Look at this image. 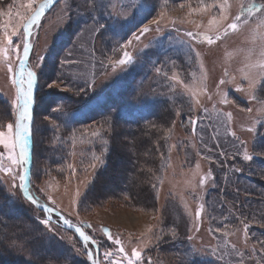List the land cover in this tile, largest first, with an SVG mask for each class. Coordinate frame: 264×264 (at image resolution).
Returning <instances> with one entry per match:
<instances>
[{
  "label": "rangeland",
  "instance_id": "374dc122",
  "mask_svg": "<svg viewBox=\"0 0 264 264\" xmlns=\"http://www.w3.org/2000/svg\"><path fill=\"white\" fill-rule=\"evenodd\" d=\"M27 2L0 0V48L6 45L5 31L11 35L19 28L20 33L13 36L14 45H19V48L9 49L6 59L0 55V100L9 105L13 124L18 115L16 97L19 88V84L13 83V80H20L22 26L26 23L27 15L31 14L26 7H22ZM100 2L102 6L93 8V0H59L31 28V47L26 67L43 75L44 92L39 96L37 107V134L40 135L41 148L33 173L35 185L31 184L29 178L28 190L43 195L44 206L55 210L84 233L87 234L85 228H93V233H97L101 240L100 247L95 244L94 249L88 247L89 243H83L87 255L89 252L92 254V264L93 261L98 264H128L127 258L131 257L133 249L142 253L139 264H148L149 259L151 264H187L195 259L213 264H264L263 250L258 248V241H251V234H245V224L239 223L237 226L236 221L232 226L218 228L214 225L217 220L232 218L226 215V218L219 219L221 201L216 197H207L215 188V175L222 178L223 187L237 188V181L241 180L243 174L229 164L236 156L243 163L250 162L243 159L245 150L256 162L264 164L263 154L252 153L257 130L264 124V116L258 111L260 100L252 99V94L255 95L264 78L258 75L261 72L259 67H249L264 61L260 55L264 48L260 35L264 34V28L257 29L260 13L250 18L248 25L236 32L229 31L227 36L209 45L204 39L205 35L213 38L216 35L215 26H210L209 21L220 15L218 7L213 6L214 0H203L207 7H201V0ZM243 2L246 5L254 4L253 0ZM18 12L25 15L24 20L20 19ZM161 12L164 13L163 18ZM238 14V0H229L225 12L228 20L221 21V24L226 26ZM92 17L107 27L93 32ZM157 21L159 31L156 30ZM145 26L150 30L140 35ZM188 32L194 33V37H189ZM124 52L132 57L133 62L124 65L115 63L126 59ZM9 63L13 69L11 73L7 70ZM246 72L256 77L252 90L249 89L248 80L243 79ZM174 75L179 79H172ZM222 79L227 82L220 85ZM127 86L132 93L123 96L122 92ZM237 87L244 90L237 91ZM74 93L85 95L84 105L72 108L75 105L65 101L60 103L52 110L53 117L60 121L56 124L49 117V100H63L62 96ZM221 93L227 94L230 103L221 102ZM109 98L115 100L117 104L114 107L129 119L148 120L155 109L152 108L154 104L163 101L176 107L167 137L168 165L160 178L154 209L144 207L148 197L144 191L136 198L137 202L131 197L118 198L110 194L94 200L92 177L98 166L103 167L100 157L108 149L106 137L98 127L102 124L91 123L81 127L83 145L66 146L71 144V134L67 132V127L63 125L62 129L60 124L70 125L69 119L81 116ZM121 100H124L123 104ZM195 100H199V103H195ZM3 103L0 102V109L6 112L1 114L0 131H6L9 115V107L6 110ZM149 107L151 109L148 110ZM205 108L207 111H204ZM249 108L252 112L247 111ZM191 120H195L196 124L193 125ZM58 127L63 132L61 137ZM249 128L252 130L249 131ZM54 132L56 136H50ZM94 132L97 135H93ZM124 135L120 141L126 143L122 152L130 156L134 147ZM16 151L18 154L19 149ZM59 151L65 153L64 161L63 155L61 160L56 159L61 154ZM8 155V150L0 144V165H11ZM94 156L99 159H93ZM122 164V159L116 160L109 172L103 175L105 178L101 179L117 182ZM11 166L12 174L0 170V206L4 207L6 214L15 217L21 206L15 196L12 176L16 172L24 175L25 165L22 168ZM203 177L207 179L204 185H200ZM15 183L21 195L18 177ZM201 204L204 209L197 218L195 213ZM211 210L216 214L210 215ZM30 217L32 219L28 217L25 220L31 225L28 231L44 242L45 252L51 251L47 247L57 245L59 250L54 251V255L63 257L60 252L66 249L70 260L77 258L84 264L83 257L76 253L71 234L59 233ZM55 220L61 227V218ZM248 226L259 228L252 224ZM102 232L109 240L102 238ZM120 247L124 248V253H120ZM106 253L112 255L106 256ZM24 259L32 262L29 254Z\"/></svg>",
  "mask_w": 264,
  "mask_h": 264
},
{
  "label": "trees",
  "instance_id": "16d2710c",
  "mask_svg": "<svg viewBox=\"0 0 264 264\" xmlns=\"http://www.w3.org/2000/svg\"><path fill=\"white\" fill-rule=\"evenodd\" d=\"M253 2L255 5H259L260 3H264V0H253ZM43 83V75L38 72L37 82L35 83L36 88L33 95V111L31 116L32 135L29 139L31 155L30 181L32 185H35V176L33 173L36 168V156L40 153L39 150L41 148L40 135L37 134V107L39 104V96L44 92V90H42ZM130 93L132 92L129 86H127L123 90L122 95L128 96ZM255 96L257 100L264 101V80L257 88ZM62 99L63 100H56L55 98H51L47 104V107L51 109L49 111V117L54 119L57 122H54L56 124L60 123V121H57V117H53L52 110L57 108L60 103H64V101L67 104L75 105L72 108L82 107L84 105L85 95L83 93H74V95L62 96ZM0 102L3 103L1 100ZM120 103L123 104L124 100H121ZM116 104L114 99L110 100L109 98L92 110L84 112L81 116L75 119H69L70 125L61 123L62 129L64 125L68 129L67 132L71 134V144L66 146L73 147L75 144L83 145L84 140L82 139L81 127L91 123L102 124L98 127H100L99 131L106 137L108 149L106 150L107 153H103L100 157L103 167L98 166L92 177V183L94 185L92 193L94 200L98 201L110 194L111 197L114 195L118 198L131 197L134 199V202H137L136 198L141 194V191H144L146 195H148L147 205L144 207L154 209L156 207V191L160 183V178L168 165L167 156L169 142L167 137L170 123L175 116L176 107L169 104L168 101L160 102L158 105L154 104L152 107L155 108L153 113L149 115L148 112V120L145 121L140 118L129 119L125 114L114 107ZM2 106L6 110L7 106L9 107V105L5 103H3ZM63 107H65V105ZM149 109H151V107H149L148 110ZM10 110L9 107L7 112V115H9L6 121L8 123H13V113ZM5 112V110L0 109V126L1 120H3L1 114H5ZM61 119L63 118L61 117ZM58 129H60L58 135L61 137L63 135L62 129L60 127H58ZM55 132L50 133V136H56ZM123 135L125 136L124 138H127L131 142L132 147H134L132 154L134 156H126L122 152V148L126 145V143L120 142L121 139H123ZM252 151L253 155H264V124H261L257 130L252 145ZM59 152L61 154H59L56 159L61 160L63 155L64 161L65 153ZM118 159H122L123 161L121 170L118 171L120 174L119 180L113 183L110 182V180L101 179L102 177L105 178L103 175L107 171L109 172L110 167L112 168L115 161ZM229 165H231L233 169H240L243 175L240 177L241 180L237 181V188L232 186L223 187L222 178L216 177L215 175V188L209 192L207 197H216V199L221 201V207L218 210L219 219L226 218V215H229L228 218L232 219H226L224 221L217 220L214 225L221 228L225 225L232 226L236 221L237 226L239 223L255 225L259 228L248 226L247 232L251 234V241H258V248L262 249L261 242H264V164L256 162L254 159L248 163H243L239 156H236L231 159V164ZM15 189L17 190L16 187ZM16 190L15 196L21 206V210H18L17 215L13 217L10 214H6L5 211H3L4 207L0 206V264H81L77 258L70 260L69 252L66 249L60 252L63 254V257H60V254L54 255V251H57V249L59 250L57 245L55 247H47L51 251L45 252L43 250L44 242L40 241L35 235L33 236L31 232L28 231L31 230V225L26 223L25 220H27L28 217L32 219L30 216L40 222L44 219H48L50 221L48 226L52 227L54 230L65 235L71 234L76 244V253L83 257L84 264H92L85 252L84 245L77 240L73 233L64 230L56 223V216L51 215V219L49 215L36 209L32 204L23 199L22 195ZM0 193H2V190H0ZM29 193L39 204H42L44 201L43 195L37 194V192L33 190H30ZM225 204H228V206ZM209 214H216V211L211 210ZM25 225L28 227H25ZM85 231L97 247H100L99 243L101 240L98 239L99 236L97 233H93V228L90 230L87 227ZM94 231L98 232L96 230ZM101 235L106 241L109 240V237L105 233L102 232ZM88 247L92 248V245L88 244ZM262 253L264 254V250ZM28 254L32 262H28L24 259ZM39 255L41 258H39ZM187 264L213 263L210 261L200 262L195 259Z\"/></svg>",
  "mask_w": 264,
  "mask_h": 264
},
{
  "label": "snow or ice",
  "instance_id": "6c2138e0",
  "mask_svg": "<svg viewBox=\"0 0 264 264\" xmlns=\"http://www.w3.org/2000/svg\"><path fill=\"white\" fill-rule=\"evenodd\" d=\"M86 2H87V0H86ZM238 2H239V14L236 15L234 18H232L230 23H227L226 26H223L221 24V21L228 20V17H227V15H225V12L227 11V9L229 7V0H214L213 6L218 7L220 15H219V18L214 16L209 21V25L215 26V30H216L215 38H213L211 36H207V35H205V37H204V39L206 40V42L209 45H211V44L215 43V41L220 40L223 37L227 36L229 31L236 32L242 26L248 25L250 22V18H252L256 13H260V16L257 17V21H258L257 22V29L264 28V3H260L259 5H254V4H247L246 5L243 2V0H238ZM53 3H54V0H42V2H39V3L37 2V0H28L26 5H22V7H26L31 12L30 15H27L26 23H24L22 26L23 27V33L25 34V36L30 32L31 27L33 25L37 24V22L40 20L41 16L45 12V10L47 8H49L50 5H52ZM33 5H36V7L34 8ZM99 6H102V3L100 2V0H93L92 7L96 8ZM180 6L183 7V5H180ZM201 7H207L206 5L203 4V0H201ZM193 10L195 11L196 9H193ZM17 15L20 17L21 20L25 19V15H23L19 12L17 13ZM160 16H161V18H163L164 13L161 12ZM92 20H93V25H94V27L92 28L93 32H98L100 30H103L105 27H107L106 24L100 23L96 19V17H92ZM156 23H157L156 30L159 31L160 30L159 29V21H157ZM173 23H175V21H173ZM149 30L150 29L147 26H145L141 30L140 35H143L145 32H147ZM253 31H256V29H254ZM18 34H20L19 28L12 31L11 35H9L7 33V31H5L4 38L6 41V45H5V47L0 48V55H3L5 57V59L7 58L9 49H18L19 48V45H14V42H13V36H16ZM187 35L189 37H194V33H192V32H188ZM139 38H140L139 36L136 37L137 40H139ZM260 39L264 40V34L260 35ZM30 47H31V45L25 40V42L23 43V59H20V61H19L20 80L19 81H16L15 79L13 80V83L19 84V88L17 90V97H16V107L18 109L17 118H16L14 124L8 123L6 125V131H0V144H3L4 148L8 150V153H9L8 159L11 162V165H15V166H18L20 168L24 167V165H26L28 163V158H29L28 142H29V139L31 138V135H32V131H31L32 117H31V113H30V105L32 102L33 87H34V84L37 82V73L32 71L31 69H28L27 71L25 70V62L28 59ZM189 47H191V45ZM196 55L199 57V53H197ZM260 55H261V57H264V48L261 49ZM124 57L126 59H120V60L116 61L115 63H117L119 65H124V64H130L133 62L132 57L129 56V54L127 52H124ZM42 59L43 58L41 57L40 60H42ZM66 62L74 63V61H66ZM249 67L250 68L259 67L261 69V72L258 75L261 78H264V61H261L258 64L249 65ZM7 70L10 73L13 71L10 63L8 64ZM171 78L175 79V80L179 79L175 75ZM243 79L248 80L250 90L255 88L256 77L254 75H252L251 72L244 73ZM226 82L227 81L222 79L219 81V84L223 85ZM25 84L27 85L26 88L24 87ZM81 90H83V89H81ZM236 90L237 91H243L244 89L241 87H237ZM190 91H192V90L190 89ZM204 91H206V87H205ZM194 97H195V92L193 91V98ZM221 97H222V99H221L222 103H225V104L230 103L226 93H221ZM211 98H212L211 96L208 97L209 100H211ZM252 99H256V96L254 94H252ZM195 103H199V100H195ZM260 103H261V107L258 109V111L260 112V114L262 116H264V101H260ZM204 111H207V109L205 108ZM247 111L252 112V109L249 108V109H247ZM228 117H229V119L231 118L230 113L228 114ZM190 122L193 125L196 124L195 120H191ZM248 130L251 131L252 129L249 128ZM93 135H97V133L94 132ZM232 135L235 136V133L233 132ZM241 143L243 144L244 142L241 141ZM17 149H19L18 154L16 151ZM93 159H99V158L94 156ZM243 159L246 161H251L253 159V156L249 155L247 153V150H245L244 155H243ZM11 165L8 167H4L3 165H0V170L4 171L6 173L12 174L13 173V167ZM70 167H71V165H70ZM198 168H199V165H197V169ZM237 171H240V169H237ZM208 175L210 176L211 173H209ZM17 177L20 181L19 187L21 189H24L26 187V184H27V176L21 175V174H19V172H16L12 176V179L14 181L13 187L17 186L15 183V180ZM206 179H207V177L201 178L200 185H204ZM27 199H29V201L32 204L38 205V201H36L34 197L29 195V196H27ZM203 209H204V205L201 204L200 208L195 213L197 218H200L201 212L203 211ZM47 211H51V209H47ZM42 223L45 225H49L50 221L48 219H44L42 221ZM64 223L71 226L70 222L67 219L64 220ZM247 227H248V225L245 224L246 230H247ZM217 230L219 231V229H217ZM76 231L79 233V235L85 241H87L89 239V237L87 235H85V233L80 228H77ZM245 234L247 235V231ZM158 239H159V237H158ZM189 239H191V237H189ZM116 243L119 244L120 241L117 240ZM261 245H262V250H264V242H261ZM119 251H120V253L125 252L123 247H120ZM233 251L234 252L236 251L234 246H233ZM105 255L111 256L112 254L106 253ZM237 255H239L238 252H237ZM88 256H89V259L92 258L91 252L88 253ZM141 257H142V253L138 250L133 249V251L131 253V257L127 258L128 264H139ZM93 264H96V261H93ZM148 264H151L150 259L148 261ZM241 264H242V262H241Z\"/></svg>",
  "mask_w": 264,
  "mask_h": 264
},
{
  "label": "water",
  "instance_id": "95a60500",
  "mask_svg": "<svg viewBox=\"0 0 264 264\" xmlns=\"http://www.w3.org/2000/svg\"><path fill=\"white\" fill-rule=\"evenodd\" d=\"M59 0H54V3L52 4V5H50V7L49 8H47L46 10H45V12H47L49 9H51L57 2H58ZM44 12V13H45ZM43 13V14H44ZM42 17V16H41ZM32 28V27H31ZM22 31H23V29H22ZM23 36H24V42H25V40L29 43V38H30V32L25 36V34L23 33ZM23 42V43H24ZM30 51V50H29ZM20 59H23V51H22V54H21V58ZM26 64H27V60H26V62H25V70H27V67H26ZM19 72H20V65H19ZM34 86H35V84H34ZM34 88L35 87H33V91H34ZM33 91H32V94H33ZM32 109H33V104H32V102H31V105H30V113H32ZM29 162H30V153H29V158H28V163L26 164V170L24 171V175H26L27 176V184H26V187L24 188V189H22V193H23V196H24V198L29 202V203H31L30 201H29V199H27V196H29L30 194H29V192H28V181H29V170H30V167H29ZM32 204V203H31ZM33 206H35L38 210H40V211H44V212H49V213H53L54 215H57V213L55 212V211H47V209H49L48 207H46V206H40V205H34V204H32ZM62 220V227H63V229H65V230H68V231H71V232H73L75 235H76V237H77V239L79 240V241H81V242H84L85 240L79 235V233L76 231V229H77V227H74V226H69V225H67V224H65L64 223V219H61ZM88 242H91V239L89 238L88 240H87ZM96 264H98V262L96 261Z\"/></svg>",
  "mask_w": 264,
  "mask_h": 264
},
{
  "label": "bare ground",
  "instance_id": "6f19581e",
  "mask_svg": "<svg viewBox=\"0 0 264 264\" xmlns=\"http://www.w3.org/2000/svg\"><path fill=\"white\" fill-rule=\"evenodd\" d=\"M27 65V64H26ZM55 211V210H54Z\"/></svg>",
  "mask_w": 264,
  "mask_h": 264
}]
</instances>
